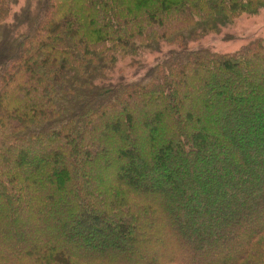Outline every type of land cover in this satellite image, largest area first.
Segmentation results:
<instances>
[{
	"label": "trees",
	"instance_id": "16d2710c",
	"mask_svg": "<svg viewBox=\"0 0 264 264\" xmlns=\"http://www.w3.org/2000/svg\"><path fill=\"white\" fill-rule=\"evenodd\" d=\"M262 10L264 0H0V264H264V115L230 120L256 102L264 111V37L235 52L207 44L233 41ZM204 138L233 163L198 155ZM168 144L171 161L194 164L154 172L184 180L176 192L124 175ZM102 162L112 170L99 173ZM229 217L230 230L210 231ZM80 219L98 226L79 235Z\"/></svg>",
	"mask_w": 264,
	"mask_h": 264
},
{
	"label": "rangeland",
	"instance_id": "374dc122",
	"mask_svg": "<svg viewBox=\"0 0 264 264\" xmlns=\"http://www.w3.org/2000/svg\"><path fill=\"white\" fill-rule=\"evenodd\" d=\"M233 33H235L236 38L231 42H225V41H223L222 38H212L210 40H207V44H210L217 51H220V52H235L240 47L245 45L249 40L255 39L258 37H264V10H262L259 14L255 15V16H248V17L244 16L243 18H241L237 22L236 27L233 30ZM214 101H216V102L211 104L212 107H214V105H216L218 102L217 100H214ZM232 107H236V106H232ZM262 107H263L262 103L256 102L255 105H253L252 108H250L249 110L240 108L238 111L236 110L232 114L230 120H233L232 118H237V119H239L241 117L245 118L249 114V111L252 112L253 110L264 115V111H262ZM160 125L164 131L166 125L164 123L161 124V122H160ZM144 132H145V130H144ZM147 133H149V132H147ZM147 133H144V134L146 135ZM201 133H204V132H201ZM164 134L168 137L169 132L168 133L165 132ZM146 147L147 146L145 144H142L139 146V149L145 150ZM225 147H226V145L224 146L223 144H218V143H215V142H212L210 140L205 139L204 145L198 149V155H202V154L212 155V158H211V159H213L212 162H214V160H215L216 162H214V163H219V164L224 163L225 166H230L231 162L233 163L234 160L231 159L232 158L231 154L229 155V157L227 155H225ZM105 148L107 150H111V149H113V145L108 143V146L106 145ZM234 148H236V147L234 146ZM260 148H262V147L260 146ZM242 151H244L243 148H242ZM177 152H178V148L176 146H174V144L166 145V147H164V149H163V153L165 155L161 159L154 160L153 165L151 167L148 166V163H147L148 160L147 159H142V160L133 159L132 163H130L126 166L127 168L123 167L124 175L128 174V173H130V174L132 173L134 176H138L140 178L141 183H143V182L153 183L154 185L157 186L156 188H158L160 193H162V186L160 185V183H163L165 185V189H164L163 193L165 195L166 194H172V193L176 192L175 189L179 188L184 180L177 179V178L175 179V178H172L170 176L168 178H166L165 176L155 174L154 172L158 171L161 167H163L164 164H170V167H172V168H173V166L174 167L175 166L176 167H178V166L182 167L183 165L184 166H190V165L194 166V164H191L190 160L183 161L181 154H180V156H178V159H176L175 161H171L170 156L175 155ZM212 162H210V161L207 162L206 167L211 169L213 166ZM108 166H109V163H108ZM108 166L104 165L102 162V167L100 169H98V172L99 173H107L106 172L107 168H109L111 171L113 167L112 166L108 167ZM148 168H149V170H148ZM143 170H145V172H146L144 175L142 172ZM197 171L203 172L204 169L199 167V166H196V164H195L194 173H197ZM170 175H172V174H170ZM100 176H101V179H103L104 181H106L108 178L106 176H103L102 174ZM210 197H212V196H210ZM219 197L222 200H228L229 199V197H228V199L227 198L225 199L223 195L219 196ZM193 204H195V200H193V199L188 200V202L186 204V209L191 208V206ZM232 209H233L234 214H237V212H238L237 208L232 206ZM69 214H70V218L69 219L65 218L68 222H69V220L72 219L71 218L72 212L71 213L69 212ZM167 215H168V217L171 216L170 213H167ZM75 225H76V228L78 230H80L79 235H81L82 230L88 229V230L92 231L94 228H96L98 226V224H96V223H92L91 221H84L83 219H80V221L77 223L75 222ZM233 225H234V222H233L232 218L229 217V218L225 219L224 221L218 222L216 224V226H214L210 229V231L213 233H218L220 231H227V230H230ZM178 227H180V228L186 227L188 229H192L190 226H185V225H182V226L178 225ZM65 228L70 229L68 223H66ZM32 241H34V238L29 239L28 242H32ZM96 243H97V240L94 239L93 237H90V238H87L84 240V247L89 248L90 246H92ZM196 243H197L196 240H194L191 242V245L195 246ZM194 249L195 248H192V250H194ZM150 252H153L155 255H158L160 253L156 250V247H152ZM161 252H163V251H161ZM114 254H117V252L116 251L113 252L112 256ZM163 254H164V252H163ZM164 256L168 257V256H170V254L166 252V254Z\"/></svg>",
	"mask_w": 264,
	"mask_h": 264
}]
</instances>
